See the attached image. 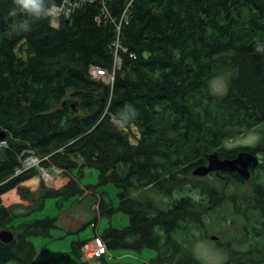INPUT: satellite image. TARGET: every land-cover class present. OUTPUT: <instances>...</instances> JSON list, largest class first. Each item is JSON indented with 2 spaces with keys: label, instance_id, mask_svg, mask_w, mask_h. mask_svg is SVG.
<instances>
[{
  "label": "trees",
  "instance_id": "trees-1",
  "mask_svg": "<svg viewBox=\"0 0 264 264\" xmlns=\"http://www.w3.org/2000/svg\"><path fill=\"white\" fill-rule=\"evenodd\" d=\"M55 2L60 0H44L45 14L35 18L14 0H0V129L7 143L0 145V199L17 189L32 202L17 212L18 203L0 201V230L15 232L9 243L0 239V263L57 264L38 257L26 236L48 235L58 216L10 220L41 209L49 196L82 195L79 176L90 166L99 171L98 180L85 186L101 215H128L125 227L112 225L99 234L109 252L155 248L153 264H204L190 240L204 222L199 216H206V205L228 214L230 201L241 232L228 240L225 264H264V182L258 174L251 176L248 195L228 193L219 177L201 181L193 173L213 151L221 157H235L239 149L264 153V130L256 144L228 145L264 124V0H131L127 19L121 15L129 0H108L113 18L102 21L96 18L99 0H90L60 16L59 26L47 12ZM119 23L126 49L118 50L116 61L111 40ZM93 64L114 67V82L93 78ZM217 77H224L221 90L213 88ZM69 98L78 101L79 111L63 108ZM134 125L139 135L134 131L131 142L127 127ZM24 147L46 156L44 168L74 176L58 189L30 190L22 182L38 167L12 176ZM239 176L233 174L243 181ZM110 183L119 188L117 204L107 190L96 193L98 185ZM174 194L168 207L159 205ZM86 241L73 242L71 253L80 264H94L83 260ZM98 260L111 264L103 255Z\"/></svg>",
  "mask_w": 264,
  "mask_h": 264
},
{
  "label": "rangeland",
  "instance_id": "rangeland-1",
  "mask_svg": "<svg viewBox=\"0 0 264 264\" xmlns=\"http://www.w3.org/2000/svg\"><path fill=\"white\" fill-rule=\"evenodd\" d=\"M102 79V78H101ZM108 79V76L104 77V80ZM103 81V80H102ZM105 82V81H104ZM106 83V82H105ZM224 84V77L216 78L214 81V89L221 90L222 85ZM132 129V131H131ZM127 127V131H129L130 141L134 142L135 139V125L133 127ZM264 130V124L260 125L258 129L254 128L249 130L247 134H243L237 136L236 138L230 139L228 141V145L237 146L238 144H246L250 146L252 144H256L260 141V137L263 134L261 132ZM138 134V131H136ZM263 160H264V153ZM263 162V161H262ZM51 170V169H50ZM49 170L50 178L43 176L42 170L39 169L37 173L34 174L33 177L28 178L29 187L38 188L42 186L56 187L60 188L63 184L70 180L73 175L72 172L62 171L59 172L57 170L54 171ZM74 172H76L74 170ZM84 175L79 176V184L85 188V192L81 194H75L72 197L67 198L65 200H61L59 198H55V196L47 197L45 201L44 207L41 209H36L32 213H22L20 215L15 216L10 221L14 224L21 223L25 218L34 220L35 218H42L48 215H56L58 216L57 224L58 227L52 228L48 235L44 234H36V235H27L26 238L32 240L35 244L36 249L38 250L37 256L40 258H51L54 259L57 264H80V261L76 254L71 253V244L77 240H89L90 246L91 243L93 245L95 238L102 237L99 234L107 227L112 225L125 227L128 221V215L117 211L111 218H107V216H102L100 211L97 209V206L94 205L93 195L87 194L88 188L85 185L87 183L94 184L98 180L99 171L90 166L84 167ZM258 179L261 182H264V168H260L257 173ZM36 177H39V181L35 184ZM199 178H202L201 176ZM208 178L200 179L201 181H205ZM209 182L211 179H208ZM26 181V180H25ZM85 186V187H84ZM102 190H107L108 196L112 197L114 202L117 204L119 200V196H117V191L119 188L114 183L105 184L103 186L98 185L96 188V193ZM226 191L231 194H237L241 192H245L248 195L252 194V180L245 181L240 183L238 186L234 183L230 182L226 187ZM18 192L17 189H13L9 191L8 195H2L3 200L7 204L11 201H15V197L17 198ZM158 197V195H156ZM159 199V197H158ZM161 200V199H160ZM166 199L162 198L160 206ZM12 202V203H13ZM164 204V203H163ZM230 212L228 214H222L223 211L218 208L217 212H213L208 209V205L204 206V210H207L206 216H202L199 218L203 219L204 222L200 224L197 230L196 236L192 237L190 240H193V244L196 245V253L199 257H201L204 264H222L226 262L229 258V252L231 249L227 247V242L231 238L238 237L241 232L240 225L236 224L232 220V213L235 210L234 204L229 201ZM165 205V204H164ZM201 210H203L201 208ZM19 211V210H17ZM200 212V211H199ZM201 214V213H200ZM228 217L229 220L219 223V219H223ZM237 217H242L237 215ZM95 218H97L95 220ZM208 231L207 235L204 237L203 233L201 234V230L205 227ZM15 233V232H14ZM13 233V234H14ZM210 234H216L219 240H210ZM103 238V237H102ZM101 238V239H102ZM104 239V238H103ZM105 240V239H104ZM220 241V242H219ZM219 242V243H218ZM233 242H236L235 240ZM86 243V244H87ZM238 244V243H237ZM84 245V244H83ZM82 245V246H83ZM247 242L242 243L241 246L246 248ZM44 246L49 250V253H45L42 251L41 247ZM81 247V246H80ZM237 247V246H236ZM44 252V253H43ZM67 252V254H64ZM155 248H146L139 251H134L131 249L123 250L122 248H113L110 252H107L105 255L110 260L111 264H140L144 259H148L149 262L152 263L153 256L156 254ZM102 256V255H101ZM100 256H94L89 258L90 263L101 264V261L98 260ZM84 260V259H83ZM85 261V260H84ZM145 263V262H144ZM158 263V262H155ZM0 264H19V262L15 260L6 261ZM153 264V263H152ZM160 264V263H159ZM165 264V263H161ZM168 264V263H166ZM183 264V263H178Z\"/></svg>",
  "mask_w": 264,
  "mask_h": 264
},
{
  "label": "built area",
  "instance_id": "built-area-1",
  "mask_svg": "<svg viewBox=\"0 0 264 264\" xmlns=\"http://www.w3.org/2000/svg\"><path fill=\"white\" fill-rule=\"evenodd\" d=\"M93 1V0H91ZM108 0H99V3L101 5V12L100 14H97L96 18H98L99 21H102V17L104 18H113V16L111 15V10L109 8V4H107ZM85 2H90V0H60V2H55L52 3L51 6H49L50 8H48L47 12H48V16H49V20H51V24L54 26H59V17H66L68 15H70L74 10H77L82 4H84ZM131 0H129V2L127 3V5L125 6L124 11L122 12L121 17H123V19H127L129 16V11L131 8ZM120 25L121 23H119V25H117V30H118V35L117 38L111 40V46L114 49V55L117 60H120V55L118 54V50L120 49H126L122 42L120 37ZM91 74L93 75V78H102L103 81H105L106 83H113V79L115 76V68L113 67V69H109V68H102L99 67L98 65H91L89 67ZM108 76V79L104 80V77ZM136 132V131H135ZM0 145L5 146L7 145L6 141L0 140ZM46 158L43 157L41 158L40 155L38 154V152L34 149V148H28V147H24L23 150L20 152L19 156L17 157L19 165L17 167H15V169L13 170L12 176L14 175H20L21 172L27 170V169H33V167H38L39 169L42 170L43 176L50 178V173L49 170H57L58 172L60 170H62L61 168L55 167L53 166L52 168H44L41 164V161ZM50 170V171H51ZM102 237H97L95 238V241L91 246L89 244V242H85L84 245L81 244L80 249H82L83 251V259L85 261H89V258H92L94 256H100L101 255H105L108 251V247H106V241L102 238ZM89 241V240H87ZM87 243V244H86ZM83 245V246H82Z\"/></svg>",
  "mask_w": 264,
  "mask_h": 264
},
{
  "label": "water",
  "instance_id": "water-1",
  "mask_svg": "<svg viewBox=\"0 0 264 264\" xmlns=\"http://www.w3.org/2000/svg\"><path fill=\"white\" fill-rule=\"evenodd\" d=\"M78 101L75 99H67L62 102L63 108H66V110H69L72 113H75L79 111V108L77 107ZM6 131L0 129V140L5 141L6 140ZM237 156L235 158L233 157H225L221 158L219 153L217 151H213L212 153L207 155L208 162L199 164V166L195 167L193 169V173L197 176L209 174L210 172H213V170H231L235 171L240 174V176L249 179V176L251 174V171L249 167L252 165L254 167L258 166L259 164V156L256 154V152H248L245 150H240L237 152ZM14 231L11 229H1L0 230V239L5 241L6 243L11 242L12 238L14 237ZM218 236L215 234H210V240L217 239Z\"/></svg>",
  "mask_w": 264,
  "mask_h": 264
},
{
  "label": "flooded vegetation",
  "instance_id": "flooded-vegetation-1",
  "mask_svg": "<svg viewBox=\"0 0 264 264\" xmlns=\"http://www.w3.org/2000/svg\"><path fill=\"white\" fill-rule=\"evenodd\" d=\"M240 150H245V149H239L237 152H239ZM246 151V150H245ZM249 152V151H248ZM256 152V151H255ZM256 154L259 156V164L258 166L254 167V166H250L249 169L251 171V174L249 176V179H245L243 178V181H236L235 178L233 177V174H237V172H235L234 170L231 171V170H225V171H221V170H213V172H210L209 174H205V175H200L202 178L200 179H205V178H208V179H211L213 180L214 178L216 177H219L220 179H222L224 181L225 184H223L222 186H226V185H229L230 182L234 183L235 185H239L240 183L242 182H245V181H250L251 180V176L255 173H257V171L263 166V154H261V152H256ZM220 155V154H219ZM221 156V155H220ZM225 157H228V156H225ZM225 157H221V158H225ZM236 157V156H235ZM233 157V158H235ZM208 162V160H207ZM206 163V162H205ZM198 176V177H200ZM240 177V176H239ZM242 177V176H241ZM253 185V183H252ZM198 186V185H196ZM176 197V194L174 195H168L167 197L164 196V198L166 199L163 203L165 204L166 207H168V205H170V202H172ZM220 238H217L215 239L216 241L219 240ZM220 242V241H219ZM218 242V243H219ZM144 261L143 262H140V264H152L151 262L148 261V259H145L143 258ZM145 262V263H144Z\"/></svg>",
  "mask_w": 264,
  "mask_h": 264
},
{
  "label": "clouds",
  "instance_id": "clouds-1",
  "mask_svg": "<svg viewBox=\"0 0 264 264\" xmlns=\"http://www.w3.org/2000/svg\"><path fill=\"white\" fill-rule=\"evenodd\" d=\"M14 3L21 10L35 18H41L46 11L44 0H14ZM135 130L137 131L136 127Z\"/></svg>",
  "mask_w": 264,
  "mask_h": 264
},
{
  "label": "crops",
  "instance_id": "crops-1",
  "mask_svg": "<svg viewBox=\"0 0 264 264\" xmlns=\"http://www.w3.org/2000/svg\"><path fill=\"white\" fill-rule=\"evenodd\" d=\"M40 179H39V177H36V180H35V184H37V181H39ZM29 181L28 180H26V181H24V182H22L23 184H25L26 186H28L29 185V183H28ZM29 187V186H28ZM39 188L37 187V186H35V187H32V188H30V190H32V191H36V190H38ZM6 195H8V193L6 194ZM15 201L13 202V201H11V202H9V204H7L6 202H5V200H3V197L1 196V199H0V201L1 202H3L4 204H5V206H9L10 204H13V203H18L19 205H21L20 206V208H17V210H19V211H17V212H22V211H25V209L27 208V207H29V206H31L32 205V202L29 200V199H25V198H21L20 197V194H18V196H17V198L15 197V199H14ZM13 202V203H12ZM27 218H25L24 220H26Z\"/></svg>",
  "mask_w": 264,
  "mask_h": 264
}]
</instances>
